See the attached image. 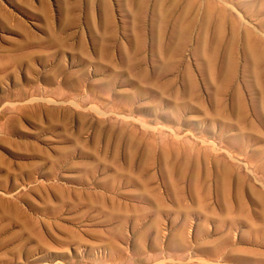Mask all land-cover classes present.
I'll list each match as a JSON object with an SVG mask.
<instances>
[{"label": "rangeland", "instance_id": "374dc122", "mask_svg": "<svg viewBox=\"0 0 264 264\" xmlns=\"http://www.w3.org/2000/svg\"><path fill=\"white\" fill-rule=\"evenodd\" d=\"M0 264H264V0H0Z\"/></svg>", "mask_w": 264, "mask_h": 264}]
</instances>
